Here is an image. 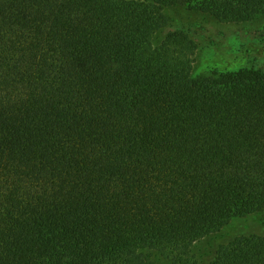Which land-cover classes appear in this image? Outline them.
I'll use <instances>...</instances> for the list:
<instances>
[{"label":"trees","instance_id":"16d2710c","mask_svg":"<svg viewBox=\"0 0 264 264\" xmlns=\"http://www.w3.org/2000/svg\"><path fill=\"white\" fill-rule=\"evenodd\" d=\"M178 5L264 14L0 0V264H198L199 241L264 209V68L195 74L197 42L167 30ZM207 264H264V234Z\"/></svg>","mask_w":264,"mask_h":264},{"label":"rangeland","instance_id":"374dc122","mask_svg":"<svg viewBox=\"0 0 264 264\" xmlns=\"http://www.w3.org/2000/svg\"><path fill=\"white\" fill-rule=\"evenodd\" d=\"M171 17L169 29H184L197 42L194 73L235 70L243 66L264 68V14L246 23H228L185 5L166 9ZM162 33L157 35V40ZM264 234V209L246 217L234 218L221 231L208 235L192 249L193 260L207 264L217 246L240 234ZM159 264H171L158 252ZM196 261V260H195Z\"/></svg>","mask_w":264,"mask_h":264}]
</instances>
